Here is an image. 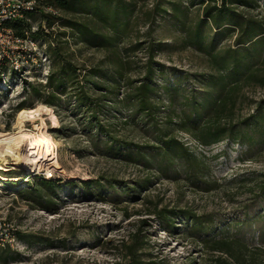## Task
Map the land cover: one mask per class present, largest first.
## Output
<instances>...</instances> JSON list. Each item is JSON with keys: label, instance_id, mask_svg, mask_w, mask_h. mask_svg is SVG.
I'll use <instances>...</instances> for the list:
<instances>
[{"label": "rangeland", "instance_id": "rangeland-1", "mask_svg": "<svg viewBox=\"0 0 264 264\" xmlns=\"http://www.w3.org/2000/svg\"><path fill=\"white\" fill-rule=\"evenodd\" d=\"M46 1L36 0L37 13L30 19L33 30L41 25L40 13H48ZM123 1L130 15L129 36L120 46L126 48L136 39L143 44L141 50L126 54L124 78L137 80L142 76L149 48L153 46V69L159 86L173 87L179 83L186 91L200 90L195 82L197 76L211 74L213 69L208 57L193 44L202 20L203 6L199 0ZM230 9L264 27V0H254L248 7L233 5ZM200 26L206 47H214L217 53L236 47L240 32L234 26L230 27L235 30L229 31V35L228 32L216 34L210 25ZM43 28L54 37V43L67 42L61 45L62 51L78 68H98L108 74L115 70L114 59H109L108 53L75 43L69 37V29L57 22L51 29ZM41 47L27 46L31 51L26 54L15 51L0 63V133L11 137L22 133L46 134L55 145L54 155L60 169L11 161L15 151L3 154L0 219L10 225L19 245L15 250H0V264H124L120 257L122 244L134 233L140 235L145 247L141 251L143 261L218 264L214 259L219 254L206 252L186 231L182 220H174L173 231L160 226L153 213L160 210L176 214L190 211L210 221L209 235L231 236L237 232L251 246L264 245L258 241V229L264 225V200L251 191L264 171V138L260 140V149L257 146L250 151L228 141L205 148L171 126L170 136L186 144L190 153L205 164V178L199 173L191 181L184 175V163L158 171L156 167L121 161L111 155L113 152H96L85 134L81 114H73L71 106L64 102L60 109L48 107L44 99L30 93L31 87L41 88L45 84L49 67L53 65L51 59H45V49ZM124 89L121 87L120 92ZM161 97L167 101L165 95ZM261 100H264V88L245 86L236 118L252 114ZM165 102V111L157 117V129L164 132L168 128L164 117L171 113ZM21 103L28 108L17 112L15 109ZM121 112L108 126L114 137L133 147L155 146L153 131L144 133L142 125H124L127 113ZM20 143L21 158L29 151L31 141ZM154 159L153 164L158 157ZM40 178L53 182L52 197L45 198L43 189L40 198L29 194L33 187L39 188ZM105 181L112 188L99 195L97 185L107 187ZM228 262L231 263L230 259Z\"/></svg>", "mask_w": 264, "mask_h": 264}, {"label": "trees", "instance_id": "trees-1", "mask_svg": "<svg viewBox=\"0 0 264 264\" xmlns=\"http://www.w3.org/2000/svg\"><path fill=\"white\" fill-rule=\"evenodd\" d=\"M253 2L199 0L203 6L202 20L193 44L208 57L213 73L197 76L195 82L200 85L197 92L194 89L186 91L179 83L173 87L157 84L153 69V46L149 48L142 76L137 80L124 78L126 54L141 50L143 44L136 39L126 48L120 46L129 36L130 15L128 5L123 0H47L46 8L56 10L59 16L40 13L41 25L33 30L30 19L37 13L35 7L27 14L25 21L7 26L17 37L44 47L46 60L53 62L45 84L40 85L41 88L31 87L30 93L44 99L48 107L60 109L64 102L71 106L73 114H81L86 125L85 134L94 151L113 152L111 155L121 161L142 164L147 168L156 167L158 171H166L171 164L184 163V175H188L187 180L191 181L199 173H202L201 178H205V164L190 153L186 144L170 136L171 126L205 148L228 141L250 151L257 146L260 149V140L264 138V100L256 104L252 114L236 118L242 89L249 84L264 88V27L255 21L245 20L230 9L233 5L248 7ZM56 22L70 30L69 37L75 43L108 53L109 59H114L113 73L108 74L98 68L81 69L69 62V57L61 48L67 42L54 43V37L43 30V27L51 29ZM201 24L210 25L216 34L228 32L229 35L236 28L240 32L236 36V47L218 53L213 50L214 47H206L200 35ZM121 87H125L123 92H120ZM161 95H165L166 102ZM164 102L171 108L168 110L171 113L164 117L168 127L165 132L157 129L158 114L165 111ZM176 105L178 108H174ZM26 108L21 103L15 110L18 112ZM174 109L179 110L175 112ZM121 111L127 113L124 125H142L144 133L150 129L153 131L155 146L133 147L127 141L114 137L108 126L110 121L118 119ZM112 113H116L115 116ZM154 157H158V161L153 164ZM108 184L104 188L101 184L97 185L99 195L103 192L106 194V188H112ZM42 189L46 191L45 198L55 194L53 182L42 178L39 188L33 187L29 194L40 198ZM251 191H256L260 200H264V171L260 172V181L253 184ZM128 192L132 191L128 189ZM45 209L50 211L47 207ZM153 213L159 225L168 231L175 229L174 220H182L186 231L206 252L219 254L214 259L218 264H264V245L251 246L237 232L231 236L209 235L207 225L210 221L186 210L177 214L162 210ZM258 241L264 244L262 224L258 229ZM143 245L140 235L132 234L130 240L122 244L120 257L124 264H159L154 260L141 259V251L145 248Z\"/></svg>", "mask_w": 264, "mask_h": 264}, {"label": "built area", "instance_id": "built-area-1", "mask_svg": "<svg viewBox=\"0 0 264 264\" xmlns=\"http://www.w3.org/2000/svg\"><path fill=\"white\" fill-rule=\"evenodd\" d=\"M36 0H0V60L9 58V55L15 51H31L27 46L36 45L30 40H24L17 37L14 31L8 27V24L23 22L28 13H31L36 7ZM46 11L52 15H57L56 10L46 8ZM30 53V52H29ZM28 55V53H27ZM46 59V57H45ZM17 62L15 61V64ZM19 240L16 238L10 225L0 219V250L17 249Z\"/></svg>", "mask_w": 264, "mask_h": 264}, {"label": "bare ground", "instance_id": "bare-ground-1", "mask_svg": "<svg viewBox=\"0 0 264 264\" xmlns=\"http://www.w3.org/2000/svg\"><path fill=\"white\" fill-rule=\"evenodd\" d=\"M15 136L11 137L7 134L0 133V137L2 138L0 140V159L4 156L3 154L7 155L11 153V151L16 152L19 148V144H21L20 142H27L30 140L31 147L27 153L22 155L20 162L22 161L27 165H34L43 169H60L54 155L55 145L49 136L43 133L38 135L22 133L18 137Z\"/></svg>", "mask_w": 264, "mask_h": 264}, {"label": "water", "instance_id": "water-1", "mask_svg": "<svg viewBox=\"0 0 264 264\" xmlns=\"http://www.w3.org/2000/svg\"><path fill=\"white\" fill-rule=\"evenodd\" d=\"M11 161H17L19 164L20 162V149H17L14 156L11 157Z\"/></svg>", "mask_w": 264, "mask_h": 264}]
</instances>
